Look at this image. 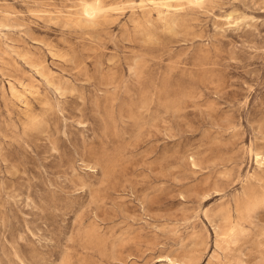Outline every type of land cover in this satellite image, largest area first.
<instances>
[{
	"label": "rangeland",
	"instance_id": "374dc122",
	"mask_svg": "<svg viewBox=\"0 0 264 264\" xmlns=\"http://www.w3.org/2000/svg\"><path fill=\"white\" fill-rule=\"evenodd\" d=\"M159 1L0 0V264H264V0Z\"/></svg>",
	"mask_w": 264,
	"mask_h": 264
},
{
	"label": "bare ground",
	"instance_id": "6f19581e",
	"mask_svg": "<svg viewBox=\"0 0 264 264\" xmlns=\"http://www.w3.org/2000/svg\"><path fill=\"white\" fill-rule=\"evenodd\" d=\"M154 1V0H153ZM157 6H159V7H161V8H165L166 10H169L170 8H171V6H170V4H169V1L168 0H160L159 2H158V5ZM90 13V12H89ZM88 16H91V14H89ZM92 16H94V15H92ZM85 18V17H84ZM89 17H87V19H88ZM94 18V17H93ZM96 18V17H95ZM94 18V19H95ZM86 19V18H85ZM90 19V18H89ZM88 21V20H87ZM90 21V20H89ZM93 22V21H92ZM15 92H16V90H15ZM15 92H13L14 94H15ZM27 93V92H26ZM13 94V95H14ZM19 94V93H18ZM20 95V94H19ZM18 95V96H19ZM16 96V95H15ZM21 97V96H20ZM23 99V98H22ZM26 99V98H25Z\"/></svg>",
	"mask_w": 264,
	"mask_h": 264
}]
</instances>
